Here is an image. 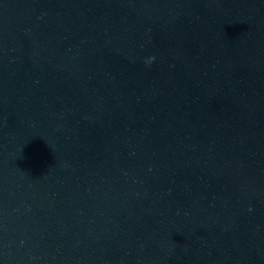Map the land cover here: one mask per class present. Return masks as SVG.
I'll return each mask as SVG.
<instances>
[{
	"label": "clouds",
	"instance_id": "9594fccd",
	"mask_svg": "<svg viewBox=\"0 0 264 264\" xmlns=\"http://www.w3.org/2000/svg\"><path fill=\"white\" fill-rule=\"evenodd\" d=\"M152 59H154V58H152ZM148 63H151V59L148 61Z\"/></svg>",
	"mask_w": 264,
	"mask_h": 264
}]
</instances>
